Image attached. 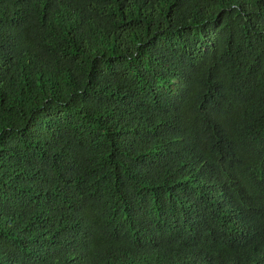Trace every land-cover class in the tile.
Returning <instances> with one entry per match:
<instances>
[{"label":"trees","instance_id":"trees-1","mask_svg":"<svg viewBox=\"0 0 264 264\" xmlns=\"http://www.w3.org/2000/svg\"><path fill=\"white\" fill-rule=\"evenodd\" d=\"M0 264H264V0H0Z\"/></svg>","mask_w":264,"mask_h":264}]
</instances>
